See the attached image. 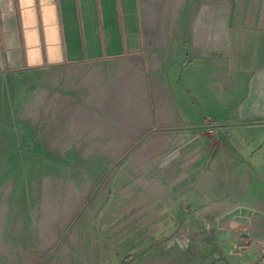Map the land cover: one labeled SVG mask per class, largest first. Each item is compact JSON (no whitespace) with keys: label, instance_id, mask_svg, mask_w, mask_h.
I'll return each mask as SVG.
<instances>
[{"label":"crops","instance_id":"0c3cea01","mask_svg":"<svg viewBox=\"0 0 264 264\" xmlns=\"http://www.w3.org/2000/svg\"><path fill=\"white\" fill-rule=\"evenodd\" d=\"M214 6L220 18L197 19L196 50L176 69L175 52L147 38L140 0H0V65L70 73L66 122L84 152L132 155L120 170H135L143 214L179 219L183 264L206 240L232 257L194 264H262L264 0ZM241 235L261 241L237 255Z\"/></svg>","mask_w":264,"mask_h":264},{"label":"rangeland","instance_id":"374dc122","mask_svg":"<svg viewBox=\"0 0 264 264\" xmlns=\"http://www.w3.org/2000/svg\"><path fill=\"white\" fill-rule=\"evenodd\" d=\"M140 2L147 38L164 54L175 52L176 69L187 48L196 50L197 19L204 27L220 18L214 5L221 0ZM69 77L61 68L0 65V264H183L170 238L179 219L143 214L135 170L120 171L132 155L84 152L93 149L88 139L66 122ZM206 241V249L184 253L187 264L197 255L218 263L232 257Z\"/></svg>","mask_w":264,"mask_h":264},{"label":"built area","instance_id":"2783aa9c","mask_svg":"<svg viewBox=\"0 0 264 264\" xmlns=\"http://www.w3.org/2000/svg\"><path fill=\"white\" fill-rule=\"evenodd\" d=\"M207 123L210 124L209 125L210 132L216 133L217 128L213 126L212 120H208ZM255 241H261V240L255 239L251 235H241L236 242L234 253L237 255H240L244 249L249 248L252 245V243ZM260 243L262 244L261 261H262V264H264V240H262Z\"/></svg>","mask_w":264,"mask_h":264},{"label":"trees","instance_id":"16d2710c","mask_svg":"<svg viewBox=\"0 0 264 264\" xmlns=\"http://www.w3.org/2000/svg\"><path fill=\"white\" fill-rule=\"evenodd\" d=\"M121 171V170H120Z\"/></svg>","mask_w":264,"mask_h":264}]
</instances>
